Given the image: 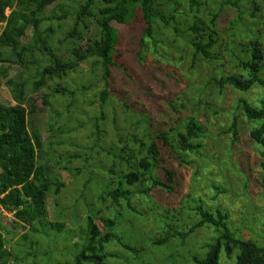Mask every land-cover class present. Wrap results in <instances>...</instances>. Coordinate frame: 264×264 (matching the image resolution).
<instances>
[{
	"label": "trees",
	"instance_id": "16d2710c",
	"mask_svg": "<svg viewBox=\"0 0 264 264\" xmlns=\"http://www.w3.org/2000/svg\"><path fill=\"white\" fill-rule=\"evenodd\" d=\"M212 7L217 10H209ZM226 7L239 12L229 26L234 36L241 31L235 30V33L232 30L239 23H244L247 13L252 18L264 13V0H0V22L6 23L0 35L1 61L22 69L19 75L5 82L15 105L0 102V205L14 212L19 223L29 225L35 233H41L38 225L43 226L48 218L47 198L60 197L66 182L62 177L51 180L48 166L39 163L44 143L30 117L39 110H51L49 132L54 133L56 140L49 141L47 145H65L68 141L59 140L57 136L65 137L73 129L66 131L63 126H58L65 112L63 108L70 111V107L76 106L79 98L95 84L83 83L70 88L61 83L52 84L53 81L65 80L89 63L93 79L98 78V73L105 72L103 78L106 83L109 82L97 95L101 105L100 114L90 120L94 126L90 135L92 144L86 147L82 168L76 167L74 174L81 176L92 163L93 155L103 152L111 158L109 166L102 168L109 176L107 182H99L96 176L89 175L84 189L89 190L93 187L89 186L90 183H93L94 192L100 191L101 203L110 200L112 204L107 209L118 207L119 212L106 217L102 214L103 208L94 209L85 203L87 215L79 228L81 248L72 262L65 264H223L227 259L234 264H264V242L251 236L245 237V229L249 234L254 230H249L244 222L235 226L230 210L220 205L212 208L206 204L203 196L197 197L190 191L179 204L171 199V195L177 194L178 170L192 168V186H195L201 178L205 181L211 176L214 168L225 167L220 164L213 167L209 158L212 149L208 146L209 140H212L209 127L212 124L218 126L214 118L209 120V113L217 118L230 116L221 107L203 99L205 112H201L197 108L199 103L194 102L189 107L190 111L182 116L180 108L187 110L184 102L167 99L168 106L179 117L171 124L165 119L166 126L161 127V124L154 125V120L158 114L165 117L168 114L159 105L160 98L151 97L155 92L150 97L139 95L137 106L129 105L120 98L124 109L132 114L126 112L123 118L126 128L122 131L116 128L113 135L117 141L116 147L104 146L108 133L102 124L106 120L104 109L111 98L117 96L109 88L111 77L106 72L109 71L112 76L117 69L125 67L122 61L125 52L118 48L121 44L118 24H134L137 25L136 29L139 28L140 50L136 53L139 65L147 61L144 53L150 45L157 56L166 59L159 46L169 49H173V46L160 36L157 28H171L174 44L183 39L182 48H190L194 66L197 61L216 59L217 48H223V30L219 24ZM7 11L10 13L7 14ZM238 39L237 44L241 49L232 51L235 60L233 71L227 73L221 69L209 78L220 95L227 89L241 93H249L256 87L264 89V19L261 33H252L247 43H242L245 39L241 36ZM150 75L151 72H148L142 77ZM136 82L138 89L133 87L135 92H143L145 87L142 82ZM153 82L159 83L154 79ZM123 83L129 85L126 79H123ZM3 84L0 76V89ZM47 87L51 96H44V106L39 108L37 98L30 99L29 95L38 94ZM160 95H164L162 90H159L157 97ZM52 97L68 99L65 106L60 104L62 111L52 108ZM139 100L150 101L151 105L146 106V102L140 103ZM239 113H243L248 121L257 123L251 136L264 148V100L257 105L246 98L239 99L229 126L218 130L217 135L230 136L234 143L239 137ZM75 147L80 149L81 146L75 144ZM261 155L264 167V150ZM81 157L82 154L70 152L65 159L71 163ZM55 158H60L56 164H61V157ZM59 168L69 169L61 165ZM260 186L262 190L257 196L264 195V179L260 180ZM211 187L217 191L213 199L229 192L226 182ZM134 199L145 203L147 210L152 212L149 232L140 229L148 218L146 211L134 205ZM259 202L257 199L255 204ZM74 208L77 210L76 204ZM65 209H60V214ZM98 218L105 223V232L99 229ZM121 226H124L123 233L118 230ZM0 227V264H12L13 254L2 232H8L9 227ZM52 228L56 230L55 224H52ZM57 228L60 232L64 224H57ZM203 229H209L211 236L204 243L195 242L194 238H199ZM23 238L29 239L27 235ZM111 244H118L130 256L109 251ZM20 252L31 254L27 246H21ZM115 258L117 262L110 261ZM45 264L50 263L46 261Z\"/></svg>",
	"mask_w": 264,
	"mask_h": 264
},
{
	"label": "rangeland",
	"instance_id": "374dc122",
	"mask_svg": "<svg viewBox=\"0 0 264 264\" xmlns=\"http://www.w3.org/2000/svg\"><path fill=\"white\" fill-rule=\"evenodd\" d=\"M209 10L214 11L217 10V8L212 7ZM9 13L10 11H7V14ZM238 14L239 12H236L232 7H226L224 9L219 24L220 28L223 30L221 35L223 48H217L216 54L218 57L216 59L197 61L194 66L191 63L190 48L187 46L184 47L185 49L182 48L183 39H179L177 45L174 44V33L171 28H157L160 36L164 40H168L169 44L173 46V49L159 46L158 49L164 51L166 54V59L157 56L155 49H150L152 46L150 45L148 49L146 48V52L144 53V58H146L147 61L139 65L136 60V53L140 50L139 28L136 29L137 25L134 24H118L117 27L121 32V44L118 48L125 52V56L122 59V61L125 62V67L117 69L112 76L109 71L106 72L107 76H109V78L111 77V86L109 88L113 89L117 96L111 98L107 107L104 109L106 120H103L102 124L106 127L108 132L106 134L104 146L116 147L117 141L115 140V136H113L116 133V128L122 131L125 127L123 118L126 116V112H128L129 115L132 114V112L124 109L123 102H121L120 98L124 99L129 105L134 104L137 106V97L139 95L145 94L150 97L151 93L155 92L151 97L153 99L160 98L159 105H162V109L168 114V117L158 114L157 119L154 120V125L161 124V127L166 126V120L171 124L174 122L175 118L179 117V115L174 114L171 107L168 106L167 99L174 98L177 102H184V106L187 107V110L180 108V114L182 116L190 111L189 107L194 102L199 103L197 108H199L201 112H205L206 109L203 99L209 100L214 106L221 107L224 112L228 115L230 114V116L227 118H217L215 114L209 113V120L211 121L214 118L218 126L214 124L210 127L208 126L211 128L210 133L212 136V140H209L210 143L208 146L212 149L209 153V158L211 159L213 167L219 164L220 166L225 165V167L223 169L214 168L211 176H206L207 179L205 181L201 178L199 183L195 186H192V168L178 170L179 180L176 186L177 194L171 195V199L179 204L182 197L186 193H189V191L197 197L203 196L208 206L210 205L213 208L220 205L230 210L232 216L231 220L235 226L244 222V225H246L249 230H254L253 233L249 234V231L245 229L243 231L245 237L251 236L254 240H258L262 243L264 242V195H257L260 193V190H262L260 180L263 181L264 179V167L262 166L263 157L261 155L264 148L258 145L251 136V132L257 126V123L248 121L243 113H239V137L235 139L236 141L234 143L230 136L226 135L224 137H219L217 131L229 126L232 120L231 114L235 112L239 99L246 98L254 104L259 105V103L264 100V89L256 87L249 93H241L233 89H227L220 95L217 91L218 89L209 81L210 75H216V72H220L221 69L227 73L233 71L235 60L232 56V51L241 49V46L237 44V42H239L238 37L241 36L245 39L242 43H247L252 33L262 32L264 13L259 14L257 18H252L247 13L244 17V23H239V26L232 30H240L241 32L237 35L235 31L237 36H233L232 32L229 31V26L231 21L238 17ZM69 21L70 20H67L66 22ZM5 28L6 23L0 22V35ZM59 36L62 37L63 35L59 34ZM2 57L0 52V76L4 82L0 89V102L8 105H15L16 102L13 99L9 87L5 85V82L19 75L22 69L12 66L5 61H1ZM90 71L91 68L89 63H85L81 69L76 73L70 74L67 79L60 81L55 80L52 83H61L70 88H75L83 83L92 82L95 84L91 90H87L82 97L79 98L76 106L70 107V111L63 108L65 112L63 118L58 121V126H63L66 131H70V129H73V131L68 133L65 137L57 136V138L59 140L68 141V143L59 146L55 144L52 147L47 145L49 141L56 140L53 138L55 136L54 133L49 132V119L51 114H53L51 110H39L30 117L33 121L34 129L40 131L44 143V148L42 150L43 155L39 157V159H41L39 163H44V165L48 166V176L51 180L56 181L59 177H62L66 185L62 189L60 197L56 198L49 196L47 198L48 218L44 220L43 226L37 224L41 233H35L31 230L29 225L24 226L22 223H19L20 221H18L14 212L0 205V225L9 227L8 232L6 230H2V232L6 240H8L7 247L13 254L14 259H12V264H32L36 262L45 264L46 261L50 264L71 263L74 255L81 248L82 244L79 228L84 223L87 215L85 212L86 206H84V204H90L94 209L103 208L104 212L102 214L106 217L113 216L119 212L118 207L112 208L111 210L107 209V206L112 204L110 200L104 204L101 203L99 200L100 191L97 190L94 192L96 189L94 190L93 183L89 185L90 187L93 185L92 188L88 187L90 188L89 190L84 189L85 180L89 178V175L96 176L97 179H100L99 182H101V180L107 182L109 176L102 168H107V166H109L111 158L107 157L103 152L95 156L93 155L94 159L91 160L92 163L85 169L84 173L78 177L74 174L76 167L82 168L84 155L87 151L86 147L92 144L90 135L94 126L90 123V120L93 116L100 114L101 105V100L97 95L109 83H106L103 78L105 72L98 73V78L93 79ZM148 72H151L150 76L142 77L145 74L148 75ZM151 77L159 81L158 85L153 82ZM123 79L128 80L129 85L124 84ZM136 80H140L145 87L143 92H135L134 88L138 89ZM156 85L157 89H155ZM159 90H162V94L164 95L157 97L159 95ZM47 95L51 96V91L48 87L44 88L38 94L31 93L29 97L30 99L32 97L34 99L37 98V106L43 108V97ZM50 100L52 105L54 104L52 108L60 111H62V106H65L68 101V99L63 97H52ZM143 101L146 102V106L151 105L150 101L139 100L140 103H143ZM60 104L62 106H60ZM115 116L116 120L114 122ZM152 117L154 118L155 116L153 115ZM141 133L142 132L139 134L141 135ZM75 144H80V149L75 147ZM70 152L82 154L83 157L77 158L69 163L65 158ZM55 156L61 157V164H56L57 160L60 158H55ZM60 165L67 166L69 169L62 170L59 168ZM245 173H248V177L245 176ZM224 182L228 184L229 192L220 194L217 199H213L217 191L212 188L211 185L219 184L221 186ZM84 191H86V194H84ZM257 199L260 202L255 204ZM138 201L139 200L134 199V205L137 206L138 209L146 211L148 218L140 229L142 231H148V229L152 227L153 215L149 209L147 210V205L145 203ZM75 204L77 210L74 208ZM64 207L66 209L63 211V214H60V209ZM59 223L64 224V228L60 232L57 228V224ZM52 224H55L57 231L52 228ZM97 224L99 229L105 232L106 226L101 219H97ZM123 227L124 226H121L118 229L119 233L125 231ZM25 235L28 236V240L23 238ZM199 235H201L199 238L193 237L194 241L197 243H204L207 238L211 236V233L209 229H203ZM32 243H34L33 246H31ZM21 246L22 248L27 246L31 254L26 255V253H21ZM108 250L123 256H130L129 252L118 244L109 245ZM110 261L115 263L118 259L115 258ZM223 264L234 263L227 259L223 261Z\"/></svg>",
	"mask_w": 264,
	"mask_h": 264
}]
</instances>
